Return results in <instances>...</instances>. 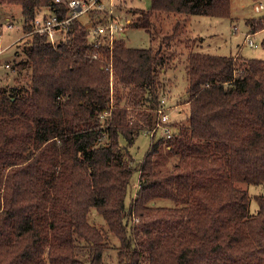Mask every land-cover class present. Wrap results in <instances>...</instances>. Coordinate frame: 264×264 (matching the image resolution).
Listing matches in <instances>:
<instances>
[{"label": "trees", "instance_id": "obj_1", "mask_svg": "<svg viewBox=\"0 0 264 264\" xmlns=\"http://www.w3.org/2000/svg\"><path fill=\"white\" fill-rule=\"evenodd\" d=\"M151 1L97 46L91 30L108 21H94L99 9L53 43L32 22L54 9L65 18V2L0 0L22 6L29 33L7 63L13 82L0 84V264H104L107 248L116 264H264V188L240 185L264 187V59L191 51L187 123L153 136L136 167L129 146L158 123L173 51L130 46L126 28L153 40L158 13L231 15V0ZM92 208L105 225L90 221Z\"/></svg>", "mask_w": 264, "mask_h": 264}, {"label": "rangeland", "instance_id": "obj_2", "mask_svg": "<svg viewBox=\"0 0 264 264\" xmlns=\"http://www.w3.org/2000/svg\"><path fill=\"white\" fill-rule=\"evenodd\" d=\"M104 7L102 12L94 11L95 19L104 17V20L110 19L111 13L123 25L125 19L131 17L133 8L148 9L151 7V0H103ZM255 0H231V15L229 17H218L202 14H178V13H158L154 16L155 38L151 40L149 33L143 28H126V40L128 45L135 47H150L164 51H173V59L163 74L162 96L166 98V112L172 127H178L182 123H187L189 113V103L186 78L187 57L191 51L206 52L211 54H225L234 57L260 58L264 59V30L254 31V22H249L259 15L255 12ZM97 9V8H96ZM106 13V15H105ZM82 18H85L83 16ZM92 18V16H91ZM255 19V21H257ZM105 22V21H104ZM102 22V23H104ZM24 16L22 6L19 4H0V84L13 82L16 76L15 71L7 66L19 59L17 56L16 41L22 36L29 35L24 32ZM8 24H13L7 28ZM92 24V22H91ZM256 30L260 29L257 26ZM58 33L57 40L64 35ZM94 30H91L90 37H93ZM171 38H166V37ZM246 36H250L258 44L256 48L251 47ZM161 135V129L158 130L155 139ZM152 136L146 131L142 132L135 143L129 146L132 154V161L137 165L144 159L150 145ZM120 144L126 145L123 136L120 137ZM139 170L135 169L131 176V181L126 198V204L129 206L135 197L139 188ZM248 190L250 195L254 196L263 191L262 184L240 183ZM159 205L173 207L175 202L168 198H158ZM250 211L256 212L258 203L252 197L250 202ZM90 221L94 224H106L103 216L92 208ZM108 254L104 257V264H116V252L114 249L107 248ZM86 260V257H83ZM89 264V262H86Z\"/></svg>", "mask_w": 264, "mask_h": 264}, {"label": "built area", "instance_id": "obj_3", "mask_svg": "<svg viewBox=\"0 0 264 264\" xmlns=\"http://www.w3.org/2000/svg\"><path fill=\"white\" fill-rule=\"evenodd\" d=\"M55 2H65L69 8L68 14L65 18L59 17L57 10L44 11L42 14L33 20L32 32H38L40 34L48 35L50 41L55 43L57 41L58 33H63V30L67 27L71 20L78 17L86 16L87 13L94 8L102 10L104 7L103 0H54ZM255 12L259 15V18L264 20V0H255ZM1 25V24H0ZM13 24H8L6 27L9 29ZM1 27V26H0ZM94 34L91 37L95 45H104L108 41L109 45H112L116 36L123 34L125 27L114 17L111 13V17L108 21L93 28ZM264 30V27L262 29ZM257 30V31H258ZM91 34V33H90ZM2 33H0V36ZM248 44L256 48L258 44L250 36H246ZM93 57H99L98 50L92 53ZM9 66V64H7ZM159 119L156 127L150 132V135L156 136L159 129H161V135L167 138L172 137L173 128L170 123L169 114L166 112V98L162 97L160 106L158 108ZM160 135V136H161Z\"/></svg>", "mask_w": 264, "mask_h": 264}, {"label": "crops", "instance_id": "obj_4", "mask_svg": "<svg viewBox=\"0 0 264 264\" xmlns=\"http://www.w3.org/2000/svg\"><path fill=\"white\" fill-rule=\"evenodd\" d=\"M1 50V49H0Z\"/></svg>", "mask_w": 264, "mask_h": 264}]
</instances>
